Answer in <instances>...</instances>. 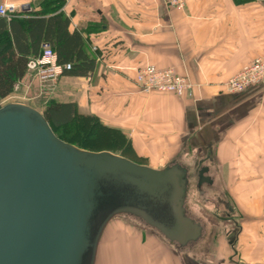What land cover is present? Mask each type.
<instances>
[{"label": "crops", "instance_id": "0c3cea01", "mask_svg": "<svg viewBox=\"0 0 264 264\" xmlns=\"http://www.w3.org/2000/svg\"><path fill=\"white\" fill-rule=\"evenodd\" d=\"M0 1L22 16L42 9L41 0ZM63 12L93 71H65L45 85L28 72L3 103L18 92L38 109L49 99L74 102L120 129L150 166L185 168L187 213L202 227L183 246L117 215L96 264H264V83L242 92L225 86L264 53V0H186L184 9L166 0H65ZM147 64L175 69L192 88L143 92L136 74ZM201 172L209 180L200 183Z\"/></svg>", "mask_w": 264, "mask_h": 264}, {"label": "water", "instance_id": "95a60500", "mask_svg": "<svg viewBox=\"0 0 264 264\" xmlns=\"http://www.w3.org/2000/svg\"><path fill=\"white\" fill-rule=\"evenodd\" d=\"M189 187L176 163L81 148L32 105L0 108V264H96L105 228L122 213L185 246L202 233L187 213Z\"/></svg>", "mask_w": 264, "mask_h": 264}, {"label": "trees", "instance_id": "16d2710c", "mask_svg": "<svg viewBox=\"0 0 264 264\" xmlns=\"http://www.w3.org/2000/svg\"><path fill=\"white\" fill-rule=\"evenodd\" d=\"M64 5L65 0H41L42 9L36 12L0 16V108L14 92L16 84L27 75L29 61L41 55L45 42L52 45L59 64H72L67 73L87 75L93 71L95 59L83 49L85 42L81 32L69 30L71 21L63 12ZM43 113L61 139L81 148L109 150L132 159L128 154L133 151L132 143L127 135L105 125L95 115L80 113L76 103L49 99L44 103ZM73 124L81 136L94 135L90 144L94 143L97 148L93 144L88 146L85 139L80 142L65 138L56 130Z\"/></svg>", "mask_w": 264, "mask_h": 264}, {"label": "built area", "instance_id": "2783aa9c", "mask_svg": "<svg viewBox=\"0 0 264 264\" xmlns=\"http://www.w3.org/2000/svg\"><path fill=\"white\" fill-rule=\"evenodd\" d=\"M166 2L178 9H184L186 0H166ZM17 12V5L12 2L0 1V16L11 17ZM71 63L59 64L57 54L48 42L42 44V53L39 57L29 61V71L38 78L42 85L55 82L66 70L71 69ZM136 82L145 93H173L184 95L192 88L188 77L178 74L173 68H159L153 64H147L138 69ZM264 83V53L245 65L235 76L225 82L230 92H242L250 86ZM19 88V83L15 89Z\"/></svg>", "mask_w": 264, "mask_h": 264}, {"label": "rangeland", "instance_id": "374dc122", "mask_svg": "<svg viewBox=\"0 0 264 264\" xmlns=\"http://www.w3.org/2000/svg\"><path fill=\"white\" fill-rule=\"evenodd\" d=\"M36 80H37V82L40 85H42L41 82H40V80L38 78H36ZM31 98L32 97H29L26 94H19V92H18L12 98H10L9 101H5L4 104H6L8 102H13L14 101V102L26 103V104H29V105H32L33 106V104H31L33 102V100ZM39 108L43 112L44 105L39 106ZM56 130H57V132L60 135H62L65 138H71L74 141H80V142H82V140L85 139V141H87L88 144H89L88 146H90L92 144L94 145V143H91L90 144V142H91L92 139L95 138V136L94 135H86L85 137L81 136L80 134L77 133L76 127H75L74 124L73 125H70V126H67V127H59V128H56ZM110 146H112V145H110ZM93 147L97 148L96 145H94ZM98 148H100V147H98ZM94 151H100V150H94ZM128 154H130V157H132V159L135 160L136 162H140V163L148 164L149 165V161L146 158H144V157H137L136 155H134V152L133 151L129 152ZM117 217H120V216H117ZM129 217L132 218L133 220L136 219V221H139L141 224H143L145 226H148L143 221H141L140 218L133 217V216H129ZM123 220H126V219H123Z\"/></svg>", "mask_w": 264, "mask_h": 264}, {"label": "flooded vegetation", "instance_id": "af4514ba", "mask_svg": "<svg viewBox=\"0 0 264 264\" xmlns=\"http://www.w3.org/2000/svg\"><path fill=\"white\" fill-rule=\"evenodd\" d=\"M190 182H191V176H189V185H190Z\"/></svg>", "mask_w": 264, "mask_h": 264}, {"label": "bare ground", "instance_id": "6f19581e", "mask_svg": "<svg viewBox=\"0 0 264 264\" xmlns=\"http://www.w3.org/2000/svg\"><path fill=\"white\" fill-rule=\"evenodd\" d=\"M122 214H126V213H122ZM122 214H119V215H122ZM115 218V217H114Z\"/></svg>", "mask_w": 264, "mask_h": 264}]
</instances>
